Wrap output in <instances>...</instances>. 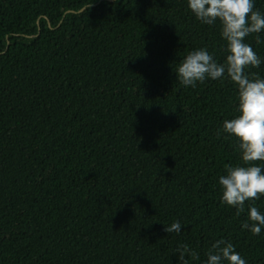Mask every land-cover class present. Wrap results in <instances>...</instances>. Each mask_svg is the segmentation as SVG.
<instances>
[{
    "label": "trees",
    "instance_id": "1",
    "mask_svg": "<svg viewBox=\"0 0 264 264\" xmlns=\"http://www.w3.org/2000/svg\"><path fill=\"white\" fill-rule=\"evenodd\" d=\"M245 42L264 61V31ZM200 48L225 58L187 0H0V264H202L219 240L264 264L242 228L264 195L220 199L236 86L175 77Z\"/></svg>",
    "mask_w": 264,
    "mask_h": 264
},
{
    "label": "clouds",
    "instance_id": "2",
    "mask_svg": "<svg viewBox=\"0 0 264 264\" xmlns=\"http://www.w3.org/2000/svg\"><path fill=\"white\" fill-rule=\"evenodd\" d=\"M187 7L203 24H219L225 41V58L218 62L205 48L191 50L175 71V77L184 87H195L205 80L225 77L237 90L236 114L223 121V131L238 141L241 164L228 165L219 175L221 203L244 211L245 203L264 195V77L245 72L248 67L258 68L264 63L245 38L264 31V13L254 11V0H187ZM259 40V37H257ZM248 223L243 229L259 235L264 229V213L257 207L247 208ZM182 225L174 221L165 226L167 233L181 231ZM195 255L185 245L179 253ZM202 264H246L245 259L226 241L219 240L206 253Z\"/></svg>",
    "mask_w": 264,
    "mask_h": 264
}]
</instances>
